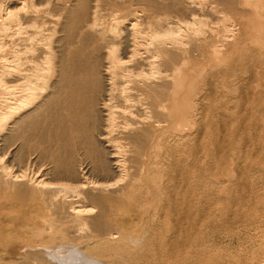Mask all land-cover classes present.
<instances>
[{"label": "rangeland", "instance_id": "1", "mask_svg": "<svg viewBox=\"0 0 264 264\" xmlns=\"http://www.w3.org/2000/svg\"><path fill=\"white\" fill-rule=\"evenodd\" d=\"M82 62L98 98L77 128L26 122L9 100L28 78L35 100L48 96L53 76ZM107 63L118 108L135 107L111 124L98 101ZM84 184L93 200L77 214L69 197ZM0 264H264V0H0Z\"/></svg>", "mask_w": 264, "mask_h": 264}, {"label": "bare ground", "instance_id": "2", "mask_svg": "<svg viewBox=\"0 0 264 264\" xmlns=\"http://www.w3.org/2000/svg\"><path fill=\"white\" fill-rule=\"evenodd\" d=\"M132 25H134V24H132ZM131 33V32H130ZM128 37V36H127ZM126 37V38H127ZM128 41H125V42H127V50L129 49L128 47L131 45L130 44V40H132V38L130 39V37H128V39H127ZM82 43H83V41H82ZM136 43V42H135ZM132 44H133V42H132ZM140 45V44H139ZM126 46V45H125ZM133 47H134V45H133ZM103 48H105V47H103ZM100 50H102V49H100ZM99 50V51H100ZM127 50H125V51H127ZM144 50V49H143ZM105 51H108V47H106V50ZM104 51V52H105ZM147 51V50H146ZM145 51V52H146ZM103 54V53H102ZM103 56V55H102ZM143 57H145V59L147 58V55H144ZM139 58H141L142 59V56H140ZM103 59V58H102ZM138 60V59H137ZM152 60V59H151ZM151 60H144V62L147 64V63H149ZM108 61V60H107ZM132 61V60H131ZM130 61V59H129V62H131ZM140 61V60H139ZM87 62V61H86ZM113 62V61H112ZM134 62V61H133ZM132 62V63H133ZM137 62V61H136ZM135 62V63H136ZM141 62H143V61H141ZM143 62V63H144ZM131 63V64H132ZM134 63V64H135ZM140 63V62H139ZM142 63V64H143ZM145 63L143 64V65H145ZM154 64H155V62H153ZM85 63L84 62H82V63H78L77 65H74L70 70H68V71H66V72H63V73H60V74H58V75H56V76H53V77H57V78H51L53 81L51 82V85L49 86V88H48V92H49V95L47 96V94L46 95H44V94H41V98L42 99H34L36 96H38V95H40L39 94V92H37L36 90H37V87H36V81H35V79L34 78H28V79H26V80H22L21 78V80H19L15 85H14V89H13V93H11L12 94V97L11 98H9V100L11 99V103H13V104H16V107H23L24 108V110H22V112L23 111H29L27 114H26V117L28 118L27 120H26V122H36V123H40V122H42V124H43V126H44V128H49V127H58V126H61L60 128H62V127H64L66 124H70L72 127H74V128H77L78 126H79V124L80 123H82L83 121H84V119L87 117V115H88V113H89V109H88V106L90 105V102H91V100H92V103H94V100H95V98H96V100H97V98H98V94L95 92V90H91V82H92V84H93V81H90L89 82V80H91V79H89V71H88V69H86L85 68V66L86 65H84ZM111 64V63H110ZM110 64L108 65V63H107V65H106V68H104L105 69V73L104 74H106L107 76H106V78H105V89L103 90V91H101L100 92V94H99V99H98V101L100 100V102H99V105H100V114L102 115L100 118H102V120L104 121V118H108L109 116H112L114 113H117L118 114V116L120 117H127L126 115H128L129 117L131 116V115H133V113L135 112V107L134 106H132L131 105V100H130V104L129 105H127L126 107H121V108H118L119 106H118V104L116 103V101H114L115 100V98L117 97V96H115L114 94H113V92H112V90H111V85H112V79H113V74L115 73L114 71H113V67H114V64H113V67H111L110 66ZM130 64V65H131ZM141 64V63H140ZM150 64L152 65V62H150ZM123 65H125V64H123ZM126 65H127V63H126ZM125 65V67L126 68H129V65L128 66H126ZM150 65V66H151ZM132 66V65H131ZM136 67H137V65H136ZM140 67V66H139ZM145 67V66H144ZM116 68V67H115ZM120 69H123V67H120ZM130 69V68H129ZM128 69V70H129ZM139 68H137V70H138ZM115 70V69H114ZM119 70V69H118ZM126 70V69H125ZM135 70H136V68H135ZM134 70V68H133V71H135ZM123 71V70H122ZM129 71H131V70H129ZM126 72V71H125ZM136 72V71H135ZM130 73V72H129ZM133 73V72H132ZM118 74V73H117ZM126 74V73H125ZM134 74V73H133ZM139 74V73H138ZM109 75V76H108ZM130 75V74H129ZM147 75V74H146ZM126 76V75H125ZM137 76V75H136ZM149 76V75H148ZM105 77V76H104ZM120 77V76H119ZM174 77V76H173ZM125 78V77H124ZM141 78V77H140ZM139 78V79H140ZM146 78V77H145ZM155 78H157V77H155ZM154 78V79H155ZM125 79H128V78H125ZM135 79V78H134ZM136 79H138L137 77H136ZM134 80L135 82H137V83H140L141 84V82H142V78L140 79V80ZM168 79V78H167ZM174 79L175 78H173V81H174ZM178 79V78H177ZM176 79V80H177ZM132 80H133V78H132ZM146 80H151V79H149V78H147ZM158 80H159V77H158ZM179 81L181 80V79H178ZM116 81V80H115ZM157 81V80H156ZM122 82H123V84L125 85V86H127L128 84H129V82H130V80L128 79V81H125V80H122ZM132 82V81H131ZM154 82V81H153ZM177 82V81H176ZM135 84L136 86L138 85V84ZM148 83H150V82H148ZM155 83V82H154ZM156 83H158V82H156ZM155 83V84H156ZM160 83H161V81H160ZM160 83H158V84H160ZM163 83H164V80H163ZM174 83V82H173ZM116 84V83H115ZM122 84V83H121ZM121 84H119V85H121ZM94 85V84H93ZM93 85H92V87H93ZM132 85V84H131ZM133 85H134V83H133ZM162 85V84H161ZM177 85V84H176ZM107 86V87H106ZM108 86H109V88H108ZM111 86V87H110ZM130 86V85H129ZM140 86V85H139ZM138 86V87H139ZM144 86V85H143ZM153 86V85H152ZM156 86H157V84H156ZM166 86V85H165ZM119 87V86H118ZM122 87H123V85H122ZM145 87H148V86H145ZM159 87V86H158ZM162 87V86H161ZM104 88V87H103ZM124 88V87H123ZM122 88V89H123ZM127 88H129V87H127ZM126 88V89H127ZM136 88V87H135ZM149 88V87H148ZM114 89H116L115 87H114ZM119 89H120V87H119ZM125 89V88H124ZM138 89V88H137ZM144 89V88H143ZM150 89V88H149ZM149 89H148V91H149ZM152 89V88H151ZM117 90V89H116ZM128 90H130V89H128ZM140 90V89H139ZM146 89H144V91H145ZM153 90V89H152ZM152 90H150V91H152ZM114 91V90H113ZM119 91V90H118ZM125 91V90H124ZM132 91V90H131ZM136 91V90H135ZM147 91V90H146ZM163 91V90H162ZM116 92V91H115ZM122 92V91H121ZM120 92V93H121ZM134 92V91H133ZM132 92V93H133ZM138 92H141V91H138ZM137 92V93H138ZM152 92H155V90L154 91H152ZM176 92V91H175ZM174 92V93H175ZM127 93V92H126ZM129 93V92H128ZM146 93V92H145ZM148 93V92H147ZM177 93H178V91H177ZM123 94V93H122ZM135 94V93H134ZM138 94H140V93H138ZM142 94V93H141ZM151 94V93H150ZM157 94V93H156ZM159 94V93H158ZM179 94V93H178ZM119 95V94H118ZM126 95V94H125ZM130 95H131V93H130ZM136 95V94H135ZM134 95V96H135ZM162 95V94H161ZM121 96V95H120ZM151 96V100H152V97H154V96H152V95H150ZM177 96V95H176ZM179 96V95H178ZM122 97V96H121ZM127 97H129V95L127 96ZM32 98V102H30V99ZM47 98V99H46ZM118 98V97H117ZM134 98V97H133ZM142 98V97H141ZM143 100H140V103H141V106H140V108H143L144 110H146L147 111V109L150 107L149 106V104L151 103H149V101H151L150 100V98H149V100H148V96L147 97H144L143 96ZM122 99H123V97H122ZM127 98H125V100H126ZM137 99V98H136ZM135 99V100H136ZM164 99V98H163ZM171 99V98H170ZM169 99V100H170ZM124 100V99H123ZM133 100V99H132ZM139 100V99H138ZM172 100V99H171ZM8 101V100H7ZM40 101H42V102H40ZM127 101V100H126ZM153 101H154V99H153ZM152 101V102H153ZM156 101V100H155ZM159 101V100H158ZM8 102H10V101H8ZM118 102V101H117ZM120 102V101H119ZM118 102V103H119ZM168 103V102H167ZM13 104H11V105H13ZM124 104V103H123ZM154 104H158L157 102H155ZM154 104H152V105H154ZM184 104V103H183ZM98 105V104H97ZM121 106H123V105H121ZM152 107V106H151ZM150 107V108H151ZM22 108V109H23ZM33 108V110H30V109H32ZM139 108V107H138ZM149 108V109H150ZM153 108V107H152ZM157 108V107H156ZM142 109V110H143ZM166 109H168L167 110V112H168V115H169V117L171 118V119H176V116H175V114L172 112V107L170 106H168V108L166 107ZM139 110V109H138ZM138 110H137V112H138ZM151 110V109H150ZM96 112V111H95ZM136 112V113H137ZM140 112H141V110H140ZM148 112V111H147ZM149 112H151V111H149ZM144 113V112H143ZM185 113V112H184ZM140 115H141V113H139ZM154 114V113H153ZM186 114V113H185ZM115 115V114H114ZM113 115V116H114ZM152 115V114H151ZM96 116V115H95ZM106 116V117H105ZM115 116H117V115H115ZM136 116H138V115H136ZM167 116V115H166ZM185 116V115H184ZM22 117V116H21ZM89 117H90V115H89ZM146 117H148L147 115H146ZM154 117V116H153ZM152 117V118H153ZM157 118H158V116H156ZM160 117V116H159ZM106 118V120H107V122H108V119ZM113 118V117H112ZM130 118H132V117H130ZM188 118V117H187ZM97 119V118H96ZM98 119H99V117H98ZM120 119V118H119ZM135 119V118H134ZM133 119V121H135ZM137 119V118H136ZM151 119V118H150ZM154 119H156V118H154ZM88 120V119H87ZM121 120V119H120ZM130 119H128L127 120V123H128V121H129ZM144 120V119H143ZM101 120H99V122H100ZM124 121H126V120H123L122 119V121H120V122H122V123H124ZM133 121H131L133 124L135 123V122H133ZM137 121V120H136ZM147 121L149 122V120H148V118H147ZM147 121H146V119H145V122H143V121H141V119H140V122H142V130L144 129V127H146L147 129H148V127L150 126H152V124H150V122H152V120L149 122V123H147ZM159 121V120H158ZM164 121V120H163ZM169 121V120H168ZM106 122V121H105ZM109 122H110V120H109ZM108 122V123H109ZM117 122V121H116ZM116 122H114V124L116 123ZM112 123V122H111ZM111 123H109V124H111ZM131 123V124H132ZM159 123V122H158ZM157 123V124H158ZM103 124H104V126H106V123H104L103 122ZM132 124V126H131V129L130 130H128L127 128V130L129 131V133H132V134H134L133 132H135V131H138L139 129H140V127L141 126H136V125H133ZM148 124H149V126H148ZM83 125V124H82ZM82 125H81V127H82ZM85 125V124H84ZM138 125H140V124H138ZM102 125L100 124V127H101ZM104 126H102L103 128H102V130H101V132H99L100 133V136H99V139L101 140V143L105 146V149L106 150H108V148L110 149V153H109V155H110V158L112 159V161H110L111 162V165L112 164H114L115 165V167L113 166V167H110V169H113V171H114V173L118 170V167H119V163L122 161H120V159L117 157V152H116V146L113 144V139H111V138H113L112 136H113V133L111 134L110 133V131H107V129L106 128H104ZM121 127H122V124L120 125ZM66 127V126H65ZM98 128H99V126H97ZM96 127V128H97ZM106 127H108V126H106ZM119 127V126H118ZM83 128V127H82ZM112 128V127H111ZM115 128H116V126H115ZM125 128V127H124ZM67 129V128H66ZM69 129H70V127H69ZM79 129V128H78ZM123 129V128H122ZM122 129H120V130H122ZM125 129V130H126ZM150 129V128H149ZM154 129H156V127L154 128ZM55 130V129H54ZM73 130H75V129H73ZM72 130V131H73ZM94 130H95V128H94ZM93 130V131H94ZM119 130V131H120ZM153 130V129H152ZM124 131V130H123ZM144 131V130H143ZM150 131V130H149ZM156 131V130H155ZM97 132V131H96ZM115 132V131H114ZM126 132V131H125ZM152 132V131H151ZM60 133V132H59ZM78 133V132H77ZM76 133V134H77ZM80 133V132H79ZM94 133V132H93ZM136 133V132H135ZM139 133L140 132H138V135H139ZM142 133V132H141ZM144 133V132H143ZM116 134H117V131H116ZM92 135V134H91ZM98 135V134H97ZM137 135V134H136ZM117 136V135H116ZM121 136V135H120ZM75 137V136H74ZM121 137H123V136H121ZM139 137V136H138ZM61 138V137H60ZM77 138V137H76ZM82 138V137H81ZM94 138H96V137H94ZM124 138V137H123ZM126 138L128 139L129 137L128 136H126ZM134 138V137H133ZM147 138V137H146ZM74 139V138H73ZM85 139V138H84ZM136 139H138V138H135V139H133V140H136ZM71 140V139H70ZM89 140V139H88ZM96 140H97V138H96ZM131 140H132V138H131ZM153 140V139H152ZM95 141V140H94ZM97 141H99V140H97ZM118 141V140H117ZM142 141V140H141ZM140 141V142H141ZM148 141V140H147ZM151 141V140H150ZM82 142V141H81ZM120 142V141H119ZM122 142V141H121ZM129 142V141H128ZM134 142V141H133ZM136 142V141H135ZM99 143V142H98ZM124 143H127V142H125L124 141ZM132 143V142H131ZM121 144V143H120ZM129 144H130V142H129ZM138 144V143H137ZM141 144V143H140ZM147 144V143H146ZM126 145V144H125ZM132 145H133V143H132ZM149 145V144H148ZM189 145V144H188ZM100 146V145H99ZM123 146V145H122ZM137 146V145H136ZM119 147V146H118ZM117 147V148H118ZM128 147H130V146H128ZM128 147H126V149L128 148ZM141 148V147H140ZM132 151H133V149L132 148H130ZM129 149V150H130ZM138 149V148H137ZM136 149V150H137ZM165 149V148H164ZM90 150V149H89ZM92 150V149H91ZM113 150H115V151H113ZM118 150H120V149H118ZM117 150V151H118ZM122 150V149H121ZM129 150H127V151H129ZM99 152V151H98ZM120 152V151H119ZM124 152V151H123ZM136 152V151H135ZM85 153V152H84ZM93 153V152H92ZM97 153V152H96ZM102 153H104L103 151H102ZM94 154H95V152H94ZM124 154V153H123ZM131 154V153H130ZM130 154L128 155V153H127V155L128 156H130ZM134 154V153H133ZM153 154V153H152ZM151 154V155H152ZM92 155V154H91ZM108 155V154H107ZM108 155V156H109ZM125 155H126V153H125ZM124 155V156H125ZM137 155V154H136ZM160 155V154H159ZM98 156V155H97ZM107 156V157H108ZM119 156H121V155H119ZM128 156H126V157H128ZM99 157H101V156H99ZM136 157V156H135ZM121 158V157H120ZM89 159V158H88ZM98 159V158H97ZM123 159V158H122ZM129 159V158H128ZM138 159V158H137ZM157 159V158H156ZM127 160V159H126ZM102 161V160H101ZM100 161V162H101ZM123 161H125V160H123ZM136 162H137V160H135ZM83 162V161H82ZM87 162V161H86ZM99 162V161H98ZM110 162H109V164H110ZM128 162V161H127ZM139 162V161H138ZM84 163H85V161H84ZM102 163V162H101ZM107 163V162H106ZM122 163V162H121ZM134 164H135V162H133ZM86 164V163H85ZM89 164V163H88ZM97 164V163H96ZM95 164V165H96ZM124 164V163H123ZM131 164H132V162H131ZM102 165V164H101ZM104 165V164H103ZM108 165V164H107ZM139 165V164H138ZM84 166V165H83ZM122 166V165H121ZM124 166V165H123ZM127 166V165H126ZM90 166H88L87 168H89ZM94 167V166H93ZM116 167H117V169H116ZM137 167V166H136ZM131 168V167H130ZM156 168V167H155ZM123 169V168H122ZM133 169V168H132ZM147 169V168H146ZM85 170H86V168H85ZM93 170V169H92ZM91 170V171H92ZM98 170V169H97ZM103 170V169H102ZM127 170V169H126ZM125 170V171H126ZM140 170V169H139ZM143 170V169H142ZM91 171H90V173H91ZM109 171V170H108ZM112 171V170H111ZM86 172V171H85ZM84 172V173H85ZM104 172V171H103ZM124 172V171H123ZM133 172V171H132ZM109 173V172H108ZM113 173V174H114ZM119 173V172H118ZM125 173H127V172H125ZM129 173V172H128ZM131 173V172H130ZM137 173V172H136ZM88 174V173H87ZM92 174V173H91ZM121 174H122V172H121ZM157 174V173H156ZM83 175V174H82ZM89 175V174H88ZM87 175V176H88ZM93 175V174H92ZM101 175V174H100ZM116 176H117V174H115ZM119 175V174H118ZM124 175V174H123ZM145 175V174H144ZM147 175V174H146ZM95 176V175H94ZM86 177V176H85ZM84 177V178H85ZM118 177V176H117ZM135 177H137L136 175H135ZM145 177V176H144ZM120 178V177H119ZM118 178V179H119ZM124 178V177H123ZM187 178V177H186ZM22 178H20V177H18L16 180H21ZM117 179V178H116ZM117 179V180H118ZM127 179V178H126ZM125 179V180H126ZM132 179V178H131ZM134 179V178H133ZM135 179H137V178H135ZM87 180V179H86ZM89 180H90V176H89ZM91 180H92V178H91ZM94 181H92L91 182V186H93V188L94 187H96L97 189L99 188L100 190L101 189H109V188H113V186H115V185H112V184H109V183H104V181H103V183H102V181L101 182H99L98 180L97 181H95V179H93ZM124 181V180H123ZM141 181V180H140ZM190 181V180H189ZM87 182V181H86ZM86 182H84V183H86ZM116 182V181H115ZM133 182H135L134 180H133ZM138 182V181H137ZM90 183V182H89ZM122 183H125V182H122ZM127 183V182H126ZM131 183V182H130ZM82 184V183H81ZM85 185V184H84ZM119 185V184H118ZM117 185V186H118ZM126 185V184H125ZM135 185V184H134ZM89 186H90V184H89ZM177 186V185H176ZM189 186V185H188ZM81 187V186H80ZM80 187H78V188H80ZM136 187V186H135ZM135 187H134V189H135ZM50 188V187H49ZM51 188H53V189H60V188H64V187H60V186H58V185H56V184H53V185H51ZM50 188V189H51ZM84 190L82 189V190H78V189H75L71 194H72V196H68L69 198H71V200H74V201H77V203H75V205H72L71 206V210L70 211H75L77 214L78 213H80L81 212V210H80V208L81 207H83V205L84 204H81L82 202H90V200H93V194L91 193V192H89L88 190H87V185H85L84 186ZM90 188V187H89ZM123 188V187H122ZM122 188H120L121 190H122ZM125 188V187H124ZM190 188H191V186H190ZM81 189V188H80ZM127 189H129V188H127ZM120 190V191H121ZM191 190V189H190ZM97 191V190H96ZM34 192H35V190L33 191V194H34ZM183 192V191H182ZM107 193H108V191H107ZM114 193V192H113ZM117 193V192H116ZM66 194V193H65ZM97 194V193H96ZM105 194V193H104ZM118 194V193H117ZM120 194V193H119ZM174 194V193H173ZM186 194V193H185ZM59 195V194H58ZM58 195H55V196H58ZM67 195V194H66ZM109 196L110 194H105V198H106V196ZM112 195V194H111ZM115 195V194H114ZM123 196V195H122ZM121 196V197H122ZM95 197V196H94ZM120 197V196H119ZM119 197H117L118 199H119ZM188 197V196H187ZM18 198V197H17ZM17 198H15V200L17 199ZM102 198V197H101ZM112 198H113V196H112ZM97 199V198H96ZM152 199V198H151ZM18 200V199H17ZM70 200V199H69ZM105 200H108V199H105ZM120 200V199H119ZM147 200V199H146ZM190 200H191V198H190ZM14 201V200H13ZM68 201V200H67ZM95 201V200H94ZM115 201V200H114ZM15 202H18V201H15ZM109 202V201H108ZM116 202V201H115ZM156 202V201H155ZM172 202V201H171ZM107 203V202H106ZM123 203V202H122ZM165 203V202H164ZM90 204V203H89ZM111 204V203H110ZM116 204H118V203H116ZM119 205V204H118ZM118 205H116V206H118ZM32 206H34V205H32ZM110 206V205H109ZM114 206V205H113ZM197 206V205H196ZM51 207H52V205H51ZM91 208V207H90ZM90 208H89V210H90ZM93 208H95V207H93ZM103 208V207H102ZM106 208V207H105ZM127 208V207H126ZM158 208V207H157ZM192 208H193V206H192ZM83 209V208H82ZM84 209H85V207H84ZM88 209V208H87ZM86 209V210H87ZM98 209H99V207H98ZM112 209V208H111ZM128 209V208H127ZM91 210H92V208H91ZM90 210V211H91ZM136 210V209H135ZM135 210H133L132 211V213H134L135 212ZM190 210V209H189ZM85 211V210H84ZM102 211H105V210H102ZM113 211V210H112ZM130 210H128V212H129ZM182 211V210H181ZM188 211V210H187ZM223 211V210H222ZM93 212H95V211H93ZM111 212V211H110ZM115 212V211H114ZM114 212H112L113 214H114ZM209 212V211H208ZM85 213V212H84ZM88 213V212H87ZM91 213V212H90ZM82 214V213H81ZM94 214V213H93ZM102 214V213H101ZM112 214V215H113ZM116 214V213H115ZM139 214V213H138ZM82 215H84V214H82ZM81 215V216H82ZM90 215H92V214H90ZM100 215V214H99ZM108 215V214H107ZM132 216H133V214H131ZM130 215V217H132ZM140 215V214H139ZM138 215V216H139ZM75 216V215H74ZM116 216V215H115ZM117 216H119V215H117ZM137 216V215H136ZM163 216V215H162ZM96 217V216H95ZM110 217V216H109ZM121 217V216H120ZM123 217H125V216H123ZM128 217H129V215H128ZM192 217V216H191ZM135 218H138V217H135ZM189 219V218H188ZM124 220V219H123ZM136 220V219H135ZM134 221V220H133ZM155 221V220H154ZM192 221V220H191ZM35 223H37V228H40V229H43L44 227H43V225H42V223L40 222V220L38 219V221H34ZM92 222V221H91ZM95 222V221H94ZM111 223V222H110ZM128 223V222H127ZM148 223V222H147ZM184 223V222H183ZM202 223V222H201ZM205 224V223H204ZM185 225V224H184ZM92 226V225H91ZM180 226V225H179ZM199 226V225H198ZM192 228V227H191ZM210 228V227H209ZM179 229V228H178ZM194 229V228H193ZM76 230V229H75ZM114 232V231H113ZM117 232V231H116ZM110 233V232H109ZM180 233H182V232H180ZM115 234V233H114ZM113 234V235H114ZM116 235V234H115ZM163 236V235H162ZM205 238V237H204ZM208 239V238H207ZM202 242V241H201Z\"/></svg>", "mask_w": 264, "mask_h": 264}]
</instances>
